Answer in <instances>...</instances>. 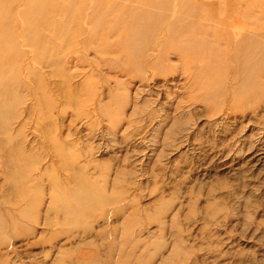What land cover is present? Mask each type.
I'll use <instances>...</instances> for the list:
<instances>
[{"label":"rangeland","instance_id":"rangeland-1","mask_svg":"<svg viewBox=\"0 0 264 264\" xmlns=\"http://www.w3.org/2000/svg\"><path fill=\"white\" fill-rule=\"evenodd\" d=\"M0 1V264H264V0Z\"/></svg>","mask_w":264,"mask_h":264},{"label":"bare ground","instance_id":"bare-ground-1","mask_svg":"<svg viewBox=\"0 0 264 264\" xmlns=\"http://www.w3.org/2000/svg\"><path fill=\"white\" fill-rule=\"evenodd\" d=\"M46 2H47V0H27V2L25 4V8H24L23 23H22V28H23L22 29V31H23L22 38H23V40L26 41V42L32 43L33 41H29L28 40V37L30 38V37H32L31 35H33V36H36L37 35L38 36V40H39V44L38 45H35V46H37L39 48L38 51H40L41 54H43V55H46V53L49 52V50H51L50 49V47H51V45H50V39L46 35H43V34L41 35L40 33L38 35V30H36V28H37L36 24H37L38 18H40V16H41L40 15V12H41L43 6L46 4ZM55 11H56V9H55ZM26 12H28L29 14H26ZM6 13H9V12H6ZM8 15L9 14H7L5 16L4 15L2 16L0 14V57L3 56V58L4 59L6 58L7 59V62H8V63H5L4 64V60H3V63H0V81L3 80L5 77L6 78L7 77H10L11 76L10 74H12V76H13V74H15V73H13L14 72V68H15L14 66L15 65H13L14 68H13L12 72L11 71H10L11 73L9 72V68H10V64H11V59L13 57V55L11 54V50L13 48H15L16 43L19 42V40L17 41L16 37H14V35H13V29H12V25L10 23L11 22V18H12L11 17V13H10V16H8ZM52 17H54V16L52 15ZM54 22H55V20H54ZM66 34L67 33L65 31H60L59 30L58 32H54L53 35H50V36H51V38L54 37L53 39H55V40L61 41L60 44L63 45V44H65V41L67 40ZM45 37H47V38H45ZM60 44H58V45L61 46ZM19 46H21V45H19ZM261 75H262V73H261ZM4 80L2 81L3 83L6 81V80L5 81ZM3 83H1V84H3ZM1 87H3V86L1 85L0 88ZM6 87L8 89V86L7 85H6ZM12 87L13 86H11V88ZM11 88L9 89V94L7 95V97L9 98V102L11 103V104L9 103V105H8L9 107H7V108H10V109H11V105L14 104V101H15V99L13 100V98H14V94H13L14 88H12L13 90ZM2 89H4V87ZM1 97H3V94H2ZM1 101H0V119H2L1 122H3V117L1 118V116H2V114H3V116L5 114H4V109L1 108V107H3V106H1L2 105L1 104L2 102ZM9 111L10 110H8V112ZM90 190L91 189L89 187L88 188H85L83 190V192L85 193V196H86V198H85V200H84L83 203H86V200H88L90 197L91 198L93 197L92 192Z\"/></svg>","mask_w":264,"mask_h":264}]
</instances>
